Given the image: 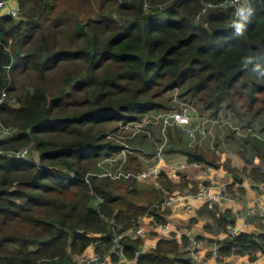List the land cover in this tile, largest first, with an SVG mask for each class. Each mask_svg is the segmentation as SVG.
I'll return each mask as SVG.
<instances>
[{
  "label": "trees",
  "instance_id": "1",
  "mask_svg": "<svg viewBox=\"0 0 264 264\" xmlns=\"http://www.w3.org/2000/svg\"><path fill=\"white\" fill-rule=\"evenodd\" d=\"M67 1L17 0L18 19L0 16V97L6 95L0 128L17 129L0 139V264H76L91 246L117 262L120 255L111 252L116 234L140 227L144 216L165 224L171 210L163 205L189 186L183 172L178 183L162 171L160 188H141L135 177L101 175V161L112 158V170H144L136 154L115 159L123 145L106 137L120 132L119 123L167 112L162 96L175 89H185L180 101L195 109L199 123L219 121L216 144H223L222 135L240 137L250 144L252 160L264 165V138L250 125L264 111V76L253 71L256 64L264 70V0H253L255 14L242 36L231 27L232 7L197 21L206 3L222 0H76L75 9L63 10ZM248 56L255 59L245 68ZM60 68L64 77L55 87ZM18 74L28 78L18 83ZM243 99L248 105L239 103ZM247 117L249 125L238 122ZM222 118L229 123L219 124ZM233 126L253 132L239 134ZM167 135V152L184 154L189 163L223 165L242 180L240 169L190 142L182 126H169ZM27 147L38 154V165L31 155H12ZM71 171L75 177L66 175ZM251 176L264 183L262 167ZM219 209L205 203L200 214L224 230L235 226L231 211ZM196 222L191 218L188 226ZM190 242L188 235L161 237L136 264H190ZM121 243L133 258L141 239ZM217 246L219 262L249 255L247 264H259L264 233L240 231Z\"/></svg>",
  "mask_w": 264,
  "mask_h": 264
},
{
  "label": "crops",
  "instance_id": "2",
  "mask_svg": "<svg viewBox=\"0 0 264 264\" xmlns=\"http://www.w3.org/2000/svg\"><path fill=\"white\" fill-rule=\"evenodd\" d=\"M14 2V6L16 7L17 3L14 0H11ZM195 111V109H193ZM193 116L194 119L198 121L197 115ZM143 120V119H142ZM141 121H134V122H142ZM130 123V122H129ZM120 125V124H119ZM157 125L159 126V138L157 140L153 139L154 136H157V134L154 132V127ZM144 129L149 131V134H144L146 132H141L142 134L138 133L135 135L134 139L147 136L145 138L139 139V142H128V146L131 149V152L129 154H136L138 156V160L140 161L142 167L144 170H148L149 168L153 167L157 163V159L155 158V153L157 150L155 148H152L150 146V141L156 142L157 146L159 141L162 139L161 135V125L159 123L154 122L151 125L145 126ZM127 134V133H126ZM132 133H128L127 135H131ZM197 135V134H196ZM133 138V137H132ZM196 138V137H195ZM206 139V138H204ZM202 139V140H204ZM193 144H200L205 149L211 150V148L207 147L208 139L202 142V140H194L193 138L188 139ZM144 147V148H143ZM122 148V147H121ZM138 150V151H136ZM215 150V149H213ZM221 160L223 163L228 164L229 167H236L240 169L239 164L235 163L234 160H232L233 152L225 150L224 152L219 153ZM119 158H123L120 156V152L117 154ZM258 159H255V161H252V166L250 167L249 171H243L240 169L243 174H241L242 180L237 181L234 177V175L231 174L229 170H227L223 165L219 168H214L213 166L207 165V164H201V163H189L187 160V156L180 153H172L167 152V149H165V156L164 160L160 163L163 171L167 173L172 179H174L177 183L179 182V172H183L186 175L187 180H189V186L188 188L183 190H177V194L174 193L173 196H176V198H169L166 202L172 201V205L168 207L169 205H163V209L169 208L171 210V215L173 217L180 218L183 221L190 222L191 218H196L197 222L194 225L193 228L191 227H180L177 226L174 223H170L172 225V231L169 233V237L163 235L164 232L157 229V227H154V220L149 216H144L141 218L140 227L144 228L145 233L143 235H139L136 232L129 231L128 234L130 235L129 239H141V245L139 246V252L145 253L150 251L151 249L155 248L157 245L158 240L163 237L165 239L175 237H181V235H188L191 240H196L198 243H200L201 246L195 249V253L193 254L192 258H195L196 264H247L249 262V255L245 256H238V255H232L230 257H227L224 259V261L219 262L218 258L214 256V251L218 247L217 242L222 241L224 237H226V230H221L219 232H214V234L208 229L205 230L204 224L206 226H211L213 229V226H217L212 219L209 218V216L201 215L200 210L203 209L204 203L200 200H198L196 197H194L195 191L192 189L194 187L199 188V185L202 183L208 182V185L216 184V183H224L225 189H226V200L222 201L221 203L216 204L220 209L221 212H224L226 210H230L231 213L234 215L236 221L235 226L240 231H250V232H256V226L255 223L257 217L247 216V209L251 206V202H253V197L255 194H257L258 189L261 187H264V183H259L256 180H254L251 176V173L254 170V167H262L264 170V165L261 163H257ZM232 161V163H231ZM230 163V164H229ZM259 165V166H258ZM176 171V176L170 175L169 172L172 170ZM139 186L141 188H150V187H159L160 184L157 180L152 179H145V180H139ZM218 185V184H217ZM229 194V195H228ZM233 194L234 196H232ZM193 200V201H190ZM254 203V202H253ZM200 208V209H199ZM170 215H166L167 221ZM262 220L264 217H259ZM167 223V222H166ZM229 225V224H228ZM227 225L226 228L229 226ZM218 227V226H217ZM199 228V229H198ZM219 228V227H218ZM220 229V228H219ZM261 230V228L259 229ZM135 231V230H134ZM223 231V233H222ZM200 237V238H199ZM199 238V239H198ZM214 240L215 243H213L212 246L205 245V242ZM95 247L91 246L89 247L84 255H93L95 254ZM213 248V250H211ZM112 251V250H111ZM79 257V256H78ZM76 257V258H78ZM211 258L213 261H211ZM106 259V264H129L128 260L133 258H127L125 255H120L119 260L112 261L111 258H109V255H106L104 257ZM193 260V259H192ZM256 263L264 264V256L258 255Z\"/></svg>",
  "mask_w": 264,
  "mask_h": 264
},
{
  "label": "built area",
  "instance_id": "3",
  "mask_svg": "<svg viewBox=\"0 0 264 264\" xmlns=\"http://www.w3.org/2000/svg\"><path fill=\"white\" fill-rule=\"evenodd\" d=\"M9 1H11V0H0V8L6 6L9 3ZM232 5H233V0H222L221 2H218V3L208 2L202 7L200 14H204L206 11H208L210 9H217L218 7L220 9H225V8L232 7ZM221 7H223V8H221ZM19 14H20L19 7L16 6L15 8L9 7L8 12L4 15H11L13 17L18 18ZM5 97H6L5 94H3L2 97H0V104L5 101V99H6ZM178 98L174 97V99H173L174 103L169 107V110L167 112L147 115L143 118L142 122H130L127 124L122 123L119 125L120 131H122L121 134H123L124 139H127V138H132L141 132L149 133V131L144 129L145 126L151 125L154 122L160 123L162 139L158 143L157 150L155 153V158L157 159L156 165H154L153 167L149 168L146 171H138V172L126 171L121 166H119L118 168H116L114 170L106 169V171L103 172L101 175L110 176L113 179H119L122 177L123 178L135 177L137 180H145V179L157 180V177H159L160 173L164 170L162 168V166L160 165V163L164 160V156H165V149H166V145H167V141H168L167 129L169 126H172V125L182 126L185 129L186 133L189 135V137L195 138L196 137V136L194 137L195 133L197 131L200 132V128L204 127L206 123H208V124L210 123L211 125H215L219 122L218 120L205 119V120L200 122V123H202L201 125H199V123H198L196 126H190L189 123L193 118V116L190 114V112H191V109H193V108L191 106L187 105L186 103L181 102L180 98H179V100H178ZM227 122L229 123V121L227 119L222 118V120L220 121L219 124L223 125L224 123H227ZM233 128L239 134H245V133L253 132L252 128H248V129H246V131H240L241 130L240 126H233ZM16 132H17L16 128L1 126V128H0V139L10 138ZM130 132L132 134L127 135ZM121 134L109 132V134L107 135V139L115 140L113 136L114 135L122 136ZM115 141L120 142L123 145L121 150H120V156L125 158L127 156V153H128V148H129L128 144L124 143L122 141H119L118 139H116ZM12 155H14L18 158H26V159L29 158L27 148H24V149H21L18 151H13ZM116 158H119V157H116ZM111 159L112 158H108V160H111ZM39 161H40L39 157H36V158H34L33 162L38 165ZM101 165H102V163H101ZM176 171H177V169L172 170L169 173L172 176H176ZM66 175L69 177H75V173L73 171L69 172ZM213 191H215V192H213ZM194 196L198 200L204 201L205 203H207L209 208H213L216 204L224 201L222 199L224 197L226 198L227 195H226L225 186H224V188H222V187L215 188L213 185H207L205 183H202L199 185L198 191L196 194H194ZM171 203H172V201L167 202L168 205H171ZM259 213H264V203L261 204L259 202L258 203L254 202L253 205H251L247 210V216L258 215ZM154 226L157 227V229L162 231V232L168 231L170 233V231H172V229H171L172 225L170 223L169 224L168 223H165V224L156 223ZM129 231L136 232L139 235H143L145 233V230L142 227L131 228V229H129ZM129 231H125V232L118 233L115 235V237H114L115 245H114L111 252H116L121 256L124 255L121 239L123 237H130V235L128 234ZM189 233H188V235H189ZM238 233H239V229L236 226H229L227 228L226 235L235 236ZM199 246H201V245H200V243H198V241H196V240L192 241V249L193 250H195ZM139 254H141V252L137 251L136 256L133 257V259H131V260L129 259L128 263L129 264H136L137 257ZM214 256L218 257L217 250L214 251ZM88 257H89V255H84V254L79 256L78 259H76L77 260L76 264H90L91 262H93L90 260H86V259H88ZM90 257H92L95 264H106L107 260L98 256L97 254L90 255ZM190 264H196V263H195V261L192 260Z\"/></svg>",
  "mask_w": 264,
  "mask_h": 264
},
{
  "label": "rangeland",
  "instance_id": "4",
  "mask_svg": "<svg viewBox=\"0 0 264 264\" xmlns=\"http://www.w3.org/2000/svg\"><path fill=\"white\" fill-rule=\"evenodd\" d=\"M16 3H17V6H18V2H17V0H14ZM76 5H77V2H76V0H70V1H67V2H65L64 4H63V10H68V9H75V7H76ZM12 6H14V2L13 1H9V3L6 5V6H4V7H2V8H0V16L1 15H4V14H6L7 12H8V9H9V7H12ZM13 8H15V7H13ZM221 8H223V7H221ZM218 10H220V8L218 7L217 9H210V10H208V11H206L204 14H200V15H198L197 16V21L198 22H202L203 20H204V18L207 16V14H208V12L209 11H218ZM70 11H72V10H70ZM79 11V10H78ZM16 19H18V18H16ZM62 68H60V69H57L56 71H58L57 73H55V74H53V82H54V85H55V87H58L59 86V83H60V81H61V79L64 77V73H62L61 71H59V70H61ZM23 78H28V75H20V74H18V83H19V81H21ZM183 90H185L184 88L183 89H175V90H173V91H171V92H169V93H166L165 95H163L162 96V101H163V103L165 104V106L166 107H170L174 102H173V99H174V97H179V96H181L182 95V93H183ZM182 98H183V100L184 101H186V102H188V103H190L189 102V99H188V96H182ZM184 98H186V99H184ZM178 100H179V98H178ZM239 103H244L245 105H248V102H247V100L246 99H243L242 100V102H239ZM188 105V104H187ZM260 107H263V103L262 102H260V103H258L257 104V108H260ZM168 109V108H167ZM223 117H225V116H223ZM238 122L239 123H242L243 124V126H246V125H249V122H250V117H247L244 121H241V120H238ZM199 123V121H197L196 119H194V117L192 118V120L190 121V123H189V125L190 126H196L197 124ZM252 124H250L254 129H255V131H256V133L257 134H259V135H261L262 136V138H264V111H262V113L257 117V119L256 120H254V121H252L251 122ZM119 124H122V123H119ZM202 123H199V125H201ZM159 125H160V123H159ZM115 126H116V123L114 124V125H109V126H107L106 128H107V130L106 131H111L113 128H115ZM105 128V129H106ZM246 129H248L247 127H245V128H243V127H241V130L240 131H246ZM206 131V132H205ZM121 132L122 131H120V132H118L119 134H121ZM154 132L157 134V136H154L153 137V139H155V140H157L158 138H159V126L157 127V125H155V127H154ZM197 134V135H196ZM122 136H117V135H114L113 137H114V139L116 140V139H118L119 141H122V142H124V143H127L128 144V141H127V139H124V137H123V134H121ZM196 136V138H193V137H191V138H193L195 141L196 140H202V139H204V138H206V139H208V142H207V147L209 148H211V150H213V149H215V152H217L218 154L219 153H221V152H224L225 150H228V151H231V152H233V158H232V160H234V162L235 163H237V164H239V167H240V169H242L243 171H249V169H250V167L252 166V158H253V156L251 155V153L249 152V148H250V144H247L246 142H245V140L244 139H241L240 137H235V138H226V135H222V137H224V142H223V144H216V140H217V137H218V132H217V130H216V128H215V125H211L210 123L208 124V123H206L205 124V126L204 127H201L200 128V132L199 131H197L196 133H195V135H194V137ZM136 137V136H135ZM107 138V137H106ZM133 139H134V137H133ZM133 139H131V140H133ZM139 139H141V138H139ZM139 139L137 140L138 142H139ZM206 139H204V140H202V142L203 141H205ZM161 141V140H160ZM159 141V142H160ZM262 141V140H261ZM264 141V140H263ZM244 144L246 145V147L244 146ZM32 146V145H31ZM144 148V147H143ZM27 150H28V156L29 155H31L32 156V158H36V157H38V154L35 152V151H32V147H27ZM138 151V150H137ZM241 151H245V153H247L248 155H247V157L245 158L240 152ZM131 152V149L130 148H128V153H130ZM127 153V154H128ZM116 157H118L117 156V154H115L114 155V158H116ZM107 161H108V157L107 158H105L104 160H102L101 162H102V168H104L105 170L104 171H106V169H108L109 168V164H107ZM231 163H232V161H231ZM230 164V163H229ZM142 171H145V170H142ZM159 177H157V179H158ZM218 184V185H217ZM215 188H219V187H222V188H224V183H216V184H212ZM220 190V189H219ZM213 192H215V191H213ZM176 194H177V191L175 192ZM197 192H195L194 194H196ZM218 194V193H217ZM229 195V194H228ZM232 196H234L233 194H231ZM177 197V195L176 196H172L171 198H176ZM195 197V196H194ZM222 200H226L225 199V197L222 199ZM259 200V201H258ZM171 201V200H170ZM190 201H193V200H190ZM201 202V201H200ZM203 203H205L204 201H202ZM253 202H255V203H261V204H263L264 203V187H261L260 189H258V191H257V194H255V196L253 197ZM253 202H251V205H253ZM171 206H173L172 204H171ZM200 209V208H199ZM201 210H203V209H201ZM200 210V211H201ZM248 210V209H247ZM258 216L260 217H264V213H259L258 214ZM169 220L167 221V223L169 224V223H174V224H176L177 226H180V227H184V226H187V227H191V228H193L194 227V225L192 224L191 226H188V222H186V221H183V220H181L180 218H177V217H173L171 214H170V217L168 218ZM212 221V220H211ZM256 223H255V226H256V233L257 234H259V233H264V219L262 220L261 218H256ZM204 226V228H205V230H210L213 234H214V232H219V231H221V230H223L224 231V229H222L220 226H213V229L211 228V226H209V227H206V225L204 224L203 225ZM261 228V230H259ZM199 229V228H198ZM223 231H222V233H223ZM255 232V231H254ZM163 235H165V236H167V237H169L170 235H169V232L168 231H164V233H163ZM192 241L193 240H191V242L188 244V246H187V248H188V250H190V253H191V258H192V256H193V254L195 253L194 251L195 250H193L192 249ZM213 243H215V241L214 240H209V241H207V242H205V245H210V246H212L213 245ZM211 250H213V248H211ZM76 259H78V258H76ZM193 259V261H195V258H192ZM86 260H90V261H93V262H91L90 264H95V262H94V260L92 259V257H88V259H86ZM113 261V260H112ZM192 261V260H191ZM211 261H213L212 260V258H211ZM98 262V261H97Z\"/></svg>",
  "mask_w": 264,
  "mask_h": 264
},
{
  "label": "clouds",
  "instance_id": "5",
  "mask_svg": "<svg viewBox=\"0 0 264 264\" xmlns=\"http://www.w3.org/2000/svg\"><path fill=\"white\" fill-rule=\"evenodd\" d=\"M234 11L232 13L231 27L234 29L235 36H242L247 28V25L251 22V18L255 14V8L253 7V0H233L232 5ZM254 56H248L244 60V66L247 68L254 61ZM254 72L264 76V70L261 69L259 64L253 69Z\"/></svg>",
  "mask_w": 264,
  "mask_h": 264
},
{
  "label": "water",
  "instance_id": "6",
  "mask_svg": "<svg viewBox=\"0 0 264 264\" xmlns=\"http://www.w3.org/2000/svg\"><path fill=\"white\" fill-rule=\"evenodd\" d=\"M190 114H191L192 116H194V115H195V111H194L193 109H191Z\"/></svg>",
  "mask_w": 264,
  "mask_h": 264
}]
</instances>
